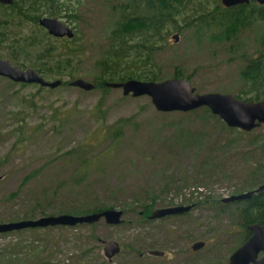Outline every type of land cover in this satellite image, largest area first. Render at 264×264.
<instances>
[{
    "label": "rangeland",
    "instance_id": "rangeland-1",
    "mask_svg": "<svg viewBox=\"0 0 264 264\" xmlns=\"http://www.w3.org/2000/svg\"><path fill=\"white\" fill-rule=\"evenodd\" d=\"M79 1L76 17L58 18L74 29L77 38L73 77L92 82L109 27L118 16L112 9L116 0ZM213 6L208 0L209 9H183L175 22L181 31L170 26L168 43L155 56L157 81L178 72L195 92L238 94L240 68L264 52L259 45L264 23L251 20L227 37L212 24L200 29L184 25L202 10L213 13ZM13 17L14 9L0 7V21ZM12 21L0 27V58L35 69L32 64L40 63L42 43L30 48L19 39L37 32L46 40L44 30L20 18ZM174 33L176 42L171 38ZM47 42L62 41L47 38ZM260 90L264 93V83ZM214 116L202 107L156 111L148 96H125L118 88L103 92L69 84L21 86L0 76V173H4L0 223L107 208L124 211L117 225L100 219L0 233V264H226L243 233L232 216L233 205L226 209L219 200L264 181V173L253 174L256 166H264V124L241 133L237 128L228 130ZM128 117L131 122L126 123L122 139L104 150L109 141L100 136L101 125ZM256 134L262 140L252 141ZM79 169L87 175L83 182L74 179ZM187 204L191 207L183 213L150 221L138 215L143 206ZM98 237L119 242L121 250L111 261L103 255ZM195 241L204 244L192 250ZM149 249L163 255H138Z\"/></svg>",
    "mask_w": 264,
    "mask_h": 264
},
{
    "label": "trees",
    "instance_id": "trees-1",
    "mask_svg": "<svg viewBox=\"0 0 264 264\" xmlns=\"http://www.w3.org/2000/svg\"><path fill=\"white\" fill-rule=\"evenodd\" d=\"M207 2L208 0H116L112 4V9H114L118 16L109 27L106 48L101 58L95 63V67L98 70V75L94 76L92 81L95 88L105 92L109 88L105 86V82L124 81L130 78L157 81L159 67L155 61V56L166 47L168 34L171 30L170 26L175 31H181V28L176 26L175 22L177 17L183 14L182 10L209 9L206 8ZM212 3L214 4L211 8L213 9V13H206L203 10L201 13H197L194 10L193 12H196L197 15H191L190 19L184 22V25L198 26L196 29H200L212 24L221 35L227 37V35L233 33L238 28L246 27L251 20H258L264 23V5L262 4H240L232 9L221 7L219 0H212ZM17 4L29 7V9H16L15 17L8 21L13 22L14 18H20L22 22H31L39 29H42L38 24L40 16L76 17L80 1L19 0L18 2H14V5ZM22 22H19L20 25ZM1 23L2 21H0V27H4L5 23ZM43 32L46 35V40L37 32H29L27 35L22 36L19 42L21 45L25 44V46L30 48L42 43L43 48L37 54V60L40 63L32 64V66L44 78L46 75H54L57 77L56 79L62 80L61 85H67L70 80L74 79V68L78 65V61H75V52L78 48L76 45V35L74 34L72 38L64 39L59 45H55L53 42H47V38L53 39V37L48 36L46 31ZM13 38L16 39V37ZM15 41H18V39ZM259 45L261 49H264V29L259 36ZM14 60L16 61L15 64L18 65L19 61ZM172 77H181V74L175 72ZM239 77L241 85L238 94L235 95L236 97L241 98V95L251 93V97L244 99L253 101L264 100V93L260 90L264 83V52L248 58L239 70ZM20 85L25 86L27 84L20 83ZM101 104L102 100L97 103L99 110H101ZM202 109L208 111L206 107H202ZM213 117L215 116L213 115ZM130 122L131 118L128 117L118 120L113 125H101L99 129L100 136L102 139L109 141L104 150L109 151L113 149L114 143L122 139L126 123L129 124ZM227 129L236 130L232 127H227ZM241 133L247 132L241 131ZM260 136L256 134L252 141L256 140V138L261 139ZM262 144L264 152V143L262 142ZM89 145H92V143H89ZM90 159L91 157L87 158V162ZM85 168L84 166L80 167L83 171H85ZM263 168V165L256 166L253 174H256L255 171L259 172V174L264 173L262 171ZM80 169L74 174V179L77 182H83L87 177L86 173ZM220 204L226 209L230 205H233L231 209L232 216L236 221L237 227L243 233L240 244L249 235V231L246 229L248 224L258 223L264 226V187L259 192L254 193L249 199L226 203L220 201ZM101 210L97 209L94 211L98 212ZM149 210L148 206H143L138 215L144 218L143 216Z\"/></svg>",
    "mask_w": 264,
    "mask_h": 264
},
{
    "label": "water",
    "instance_id": "water-1",
    "mask_svg": "<svg viewBox=\"0 0 264 264\" xmlns=\"http://www.w3.org/2000/svg\"><path fill=\"white\" fill-rule=\"evenodd\" d=\"M264 5V0H254ZM1 3H11L12 0H0ZM224 7L246 3L248 0H219ZM39 25L55 37L72 38L73 29L57 17L43 16L38 19ZM173 41H177V33L172 34ZM0 76L15 83L37 84L40 87L56 88L62 84V80H48L33 68L22 69L12 64L9 60L0 58ZM70 86L83 90L95 88L91 81L81 77H75L68 83ZM105 86L121 89L123 95L137 97L148 96L150 103L156 111L186 112L199 107H206L211 114L216 115L227 127L237 128L242 131H250L264 124V100H246L229 93L205 92L198 93L190 85L189 81L182 77H171L160 81H147L140 79H126L124 81H107ZM4 173H0V180ZM264 187V182L253 189L231 194L220 199L221 202H232L249 199L254 193ZM191 205H175L154 208L148 215L149 219H158L166 215H174L189 210ZM124 211L122 209L107 208L98 212L75 215L69 213L49 214L35 218L21 219L17 221L1 222L0 233H6L26 228H44L49 226H74L82 223H94L104 219L107 224L117 225L122 222ZM248 237L238 245L227 258L226 264H264V226L251 223L246 226ZM97 241L103 245V255L108 261L121 250L119 242L113 239L98 237ZM202 241L191 244L192 250L203 246ZM151 256H162L163 251L149 249L139 253Z\"/></svg>",
    "mask_w": 264,
    "mask_h": 264
},
{
    "label": "flooded vegetation",
    "instance_id": "flooded-vegetation-1",
    "mask_svg": "<svg viewBox=\"0 0 264 264\" xmlns=\"http://www.w3.org/2000/svg\"><path fill=\"white\" fill-rule=\"evenodd\" d=\"M15 1H17L18 2V0H12V2L11 3H1L0 2V7H6V8H8V9H14V10H16V9H29V7H26V6H22V5H14V2ZM252 3H257L256 1H254V0H248V2H246V3H239V4H236V5H232V6H228L227 8H236L237 7V5H240V4H245V5H249V4H252ZM258 4V3H257ZM224 7V6H223ZM43 16H47V15H43ZM43 16H40L39 18H41V17H43ZM48 17H52V16H48ZM38 18V19H39ZM58 18V17H57ZM6 21V20H5ZM5 21H3L2 23L4 24L5 23ZM1 23V24H2ZM9 23V21L7 20L6 21V23L5 24H8ZM39 24V23H38ZM67 24V23H66ZM68 25V24H67ZM44 31H46V33L48 34V36H51V37H53V38H55V39H57V40H60V41H62V40H64V39H70V38H67L66 36H64V37H55V36H53V35H51V34H49L48 32H47V30L44 28V27H42L41 25H39ZM71 27V26H70ZM72 28V27H71ZM73 29V28H72ZM42 30V31H43ZM73 31H74V29H73ZM74 33H75V31H74ZM18 66V65H17ZM20 67V66H19ZM21 68V67H20ZM23 69V68H22ZM34 69V68H33ZM187 205H190V204H187ZM153 209H150L149 211H148V213L147 214H145L143 217V219H144V221H150L151 219H149L148 218V215L150 214V212L152 211ZM142 252V251H141ZM140 253V252H139ZM145 253V252H144ZM143 253V254H144ZM145 254H147V253H145ZM139 255V254H138ZM148 255V254H147Z\"/></svg>",
    "mask_w": 264,
    "mask_h": 264
}]
</instances>
